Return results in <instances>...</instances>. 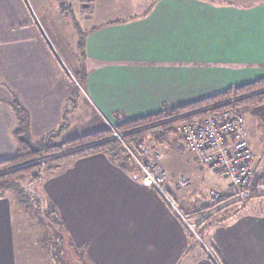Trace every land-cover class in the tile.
<instances>
[{"label": "crops", "instance_id": "crops-1", "mask_svg": "<svg viewBox=\"0 0 264 264\" xmlns=\"http://www.w3.org/2000/svg\"><path fill=\"white\" fill-rule=\"evenodd\" d=\"M34 4L35 0H0V81L8 84L0 82V161L15 152L12 133L18 122L1 101L10 98L9 91L28 109L33 138L59 126L62 107L72 92L69 76L55 66L59 64L54 56L49 71L47 65L31 63L36 53L33 44L48 53L43 36L16 33L33 19ZM243 4L88 0L84 6L86 98L73 135L66 139L158 114L163 108L192 104L230 86L263 78L264 0ZM10 68L19 77L5 75ZM38 79L44 84L39 85ZM179 150L184 151L175 154L180 160L172 168L173 191L169 177L166 185L176 200L174 204L169 198V204L178 208L174 212L187 226L184 219L197 224L202 216L185 217L179 211L192 212L208 203L212 190L232 197L233 187L224 176L206 175L212 170L186 149ZM262 161L260 156L254 159L255 171ZM122 168L107 155L96 154L67 163L44 181L66 245L83 264H213L202 251L210 244L219 253L215 256L219 264H264V197L252 198L243 213L239 210L201 234L189 229L192 241L157 191L142 184L139 173L133 177L129 168ZM180 178L187 180L185 186L193 184L194 178L198 186L184 193L177 186ZM207 181L213 183L208 191ZM13 203L7 196L0 197V264H52L42 244L45 229H37L34 220ZM19 215L27 219L13 218Z\"/></svg>", "mask_w": 264, "mask_h": 264}, {"label": "trees", "instance_id": "trees-1", "mask_svg": "<svg viewBox=\"0 0 264 264\" xmlns=\"http://www.w3.org/2000/svg\"><path fill=\"white\" fill-rule=\"evenodd\" d=\"M68 12L72 13V10ZM80 45L81 49L84 50V38ZM262 101H264V77L246 85L230 86L216 96L192 104L175 108H163L158 114L130 120L113 127L114 130L121 133L122 140L113 137L112 128L106 127L63 140L59 143H52L57 134L51 132L47 136L51 142L38 146L30 140L28 112L18 100H14L11 103V108L18 122V127L12 133L15 142V152L11 157L0 161V197L6 196L5 193L7 191L21 194L19 183L24 179H28L27 182L30 185L35 182H42L57 174L58 171L60 172L67 163L96 154H105L113 163L120 164L123 168L132 169V165L135 163L124 144L138 155L141 154L140 148L142 146H148L149 148L164 147L166 149H175L172 151H184L179 150L185 149L179 141V130L184 123L191 121L195 117L205 116L223 108H241L259 104ZM148 142L152 145L147 144ZM137 172L138 168H136ZM133 177H138V175L133 174ZM263 180L264 177L259 174V170L254 171L252 185ZM32 191L35 194L33 201H25V196L21 194L23 201L28 207H31L30 209L33 208L34 212L36 210L35 213L39 211L43 214L49 222L47 226L50 231L52 230V224L61 227L63 230L55 205L39 188L38 190L35 188ZM158 195L168 209L176 215L186 230L188 238L193 241L194 235L174 212L167 199L160 193ZM230 197L227 196L222 201L215 203L209 201L192 212H179L185 217L202 216V219L194 226V231L201 234V232L207 231L214 224L232 218L239 212V206L244 200H230ZM173 202L176 204L174 200ZM47 226L45 225L46 228ZM50 233L55 238H59L58 232L53 231ZM203 235L205 236V233ZM44 237H49L46 229ZM195 242L201 244L197 239ZM56 247L57 251L60 252L61 246L56 245ZM52 248L53 252H49L52 262L59 261L60 257L55 253V247L52 246ZM208 250L216 257H219L217 249L212 244L209 245ZM208 250L202 246L205 257L215 264Z\"/></svg>", "mask_w": 264, "mask_h": 264}, {"label": "rangeland", "instance_id": "rangeland-1", "mask_svg": "<svg viewBox=\"0 0 264 264\" xmlns=\"http://www.w3.org/2000/svg\"><path fill=\"white\" fill-rule=\"evenodd\" d=\"M35 1H36V4L33 5L35 8L32 11L33 19L29 21L30 24L28 23V26H22L20 28H17L16 33L21 34V36L30 35V34L42 35L43 36L42 41L49 54L43 49V47L39 49L38 46H35V44H33V47H35L36 53H35V56L32 58L31 63L37 67L38 66L44 67L45 65H47V68L49 71L51 68H53L54 61H53L52 56H54L56 62L59 64V65H56L54 63L55 66H57L60 69L62 68L64 71L63 74H65L66 77L67 75L69 76L68 79L71 82V87H72L71 95L68 99H66L67 101L66 103H64V106L62 107V112L60 114L59 126H61V128H59L58 126L57 128H53L49 132L48 131L45 132V134L41 135L39 138H33L32 135L30 134V123H29L30 140L35 145L43 146L44 144H47L49 141L51 142V140H49V137H47L48 134L51 132H55L57 134L55 140H53L52 143L62 142L63 139H66L70 137L71 135H73L71 134L73 124H75L76 118L80 113L81 104H83L84 99L86 98L84 82H85V76L87 73V62L85 61L83 57L84 50L81 49L80 44L83 41L84 31L86 30L85 24L87 22V19L85 17L86 11H85L84 6L86 2H88V0H56V1L35 0ZM79 1L81 5L79 4ZM83 1H85V4L83 3ZM207 1H211L214 3H232V4L237 5L241 3H244V4L256 3L258 1H263V0H207ZM71 4H72V7H71ZM69 8H72V13L68 12ZM99 15L101 16L103 15V13H99ZM7 37L11 39L10 36H7ZM18 70L19 71L23 70V72L25 73L27 72L24 69H20V68ZM4 73L5 75L7 74L13 77H19V75L15 74L14 68H10L8 69V71L6 70V72ZM0 82L8 86L6 82L2 80ZM38 84L43 85L44 81H42V79H38ZM13 85L16 88H18V85L16 84H13ZM9 94H10V98L8 100L6 101L1 100V101L6 102V104L11 108L12 101L14 100L19 101V99L15 92L9 91ZM51 94H53L52 91H51ZM45 97L47 98V95ZM22 106L28 112V109L23 104ZM237 109L243 115L244 127L247 133V139L250 143L251 149H252V146L254 149V150L252 149L254 159L257 156H260L263 159L261 164H264V101L256 105L243 106L241 108L237 107ZM147 144L152 145L149 142ZM151 150H152L151 156H153V153L158 155L157 157H158L159 162L168 171V177L170 178V181H168V184L171 186L170 191H173L172 180L174 179V176H173L174 171L172 168L177 167L176 166L177 163L179 164L180 159L178 158L177 155H175L179 153H176V151L167 150L164 147H155V148H151ZM132 166L133 167L132 169L130 168V170H133L132 174H136L137 167L135 166V164ZM137 173H139V170ZM206 175H212L215 178H222L219 176L220 174L216 172L213 173V171H209V170L207 171ZM140 177H141V174H140ZM184 177H186V179L188 180L187 176H184ZM198 177L201 178L200 176ZM27 180L24 179L19 183L21 191H22L21 194L25 196V201H33L35 194L33 193L32 190L35 188L37 190L39 188L40 191L45 194L44 192V185H45L44 181L45 180L39 183L38 182L32 183L31 185L28 184ZM193 182L194 183L191 184L190 186L188 185L189 186L188 187V186H185L187 183L186 181L185 184L182 185L183 187L182 191L185 193L188 191L192 192L193 190H195L196 187L198 186V181L193 178ZM204 185H205V190L208 191V189H210V187L213 186V183H211V181H207L206 183H204ZM165 192L167 196L170 197V199H173L176 202L174 198L175 195L173 193L170 194L167 185H165ZM5 194L7 197L12 199V201L14 202L13 204L15 206V209L17 211L25 215H29L30 218L34 220V224L36 225L37 229L41 228L42 230H44L45 228L46 231H48L49 237L48 238L44 237V239L42 240V244L47 250L46 255L49 257V254H50L49 252L51 251L53 252V248H52L53 246L55 247L54 249H56L55 253L58 254L60 257L58 259L59 261H56V262L53 261L52 264H83V261L81 260V258L77 256V254L74 253V251L69 246L66 245V239L64 238V233L61 227H58L52 224V230L50 231L47 226L49 224L48 220L39 211L38 213H35L36 210L34 212L33 208L30 209L31 207H28L25 201H23V198H22L23 196L21 194H18L13 191H7ZM167 201L169 202L168 199ZM248 202L250 204L252 200L248 199L240 204L239 210L242 211L241 213H243V210H247L246 208L248 206H245V204ZM172 208L174 209V207ZM177 210L178 209H174V211L176 212ZM23 216L24 215H19V216H16V218L15 217L13 218L16 220H21ZM25 218L26 217L24 216V219ZM199 219L200 217L198 218V220ZM188 220L190 221V218ZM45 225L47 226V228L45 227ZM53 231L58 232L59 238H55L52 235V233H50ZM203 238L206 241V237L203 236ZM56 245L61 246L62 249L60 250V252L57 251L58 249Z\"/></svg>", "mask_w": 264, "mask_h": 264}, {"label": "built area", "instance_id": "built-area-1", "mask_svg": "<svg viewBox=\"0 0 264 264\" xmlns=\"http://www.w3.org/2000/svg\"><path fill=\"white\" fill-rule=\"evenodd\" d=\"M112 128V136L122 140L120 132ZM180 144L190 152L199 163L229 179L233 187L230 200H248L264 197V180L252 185L254 180V156L247 139L242 113L237 108H223L205 116L195 117L180 127ZM141 174V182L152 186L158 193L169 200L165 192L168 175L156 154L151 156V148L142 146L141 154L133 153L125 144ZM259 174L264 177V164L260 165ZM187 180L180 178L177 186ZM225 198L224 193L212 190L209 201L215 203ZM185 223L190 230L195 224ZM215 264H219L215 255L208 251Z\"/></svg>", "mask_w": 264, "mask_h": 264}]
</instances>
